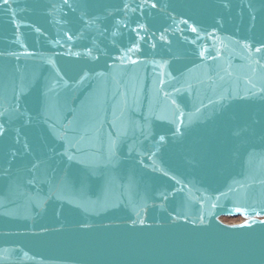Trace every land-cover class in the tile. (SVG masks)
<instances>
[{
  "label": "water",
  "instance_id": "water-1",
  "mask_svg": "<svg viewBox=\"0 0 264 264\" xmlns=\"http://www.w3.org/2000/svg\"><path fill=\"white\" fill-rule=\"evenodd\" d=\"M262 44L264 0H0V264H264Z\"/></svg>",
  "mask_w": 264,
  "mask_h": 264
},
{
  "label": "snow or ice",
  "instance_id": "snow-or-ice-1",
  "mask_svg": "<svg viewBox=\"0 0 264 264\" xmlns=\"http://www.w3.org/2000/svg\"><path fill=\"white\" fill-rule=\"evenodd\" d=\"M125 7H128V6L125 5ZM151 7H152V8H155L156 5H155V4H152ZM138 28L143 29V28H145V25L140 24V25H138ZM192 30L195 31L196 29L193 28ZM69 39H71V37H69ZM141 39H142V37H141ZM161 39H163V37H161ZM262 49H264V44H262L261 47L256 48L255 51H256V52H260ZM136 50H137V45H133L131 48L128 49L129 52L136 51ZM90 54H91V53H89V55H90ZM133 62H135V61H133ZM165 139H166V138H165V136H163V135H161V136L159 137V140H160L161 142H164ZM239 226H240V227H244V226H246V225H239Z\"/></svg>",
  "mask_w": 264,
  "mask_h": 264
},
{
  "label": "rangeland",
  "instance_id": "rangeland-1",
  "mask_svg": "<svg viewBox=\"0 0 264 264\" xmlns=\"http://www.w3.org/2000/svg\"><path fill=\"white\" fill-rule=\"evenodd\" d=\"M222 220L223 221H226V222H238L241 220L240 217H222Z\"/></svg>",
  "mask_w": 264,
  "mask_h": 264
}]
</instances>
